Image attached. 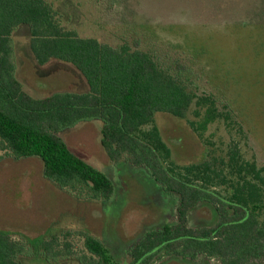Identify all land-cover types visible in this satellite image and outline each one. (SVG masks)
<instances>
[{
	"label": "rangeland",
	"instance_id": "rangeland-1",
	"mask_svg": "<svg viewBox=\"0 0 264 264\" xmlns=\"http://www.w3.org/2000/svg\"><path fill=\"white\" fill-rule=\"evenodd\" d=\"M47 1L65 28L112 46L126 43L145 51L192 92L214 98L226 117L210 123L201 136L189 125L198 120L194 103L184 117L154 114L153 125L175 164L208 161L218 168L234 144L241 160L264 166V0ZM11 40L15 76L32 97L88 91L85 78L71 64L35 61L28 25H19ZM100 127L101 120L93 119L59 135L76 155L112 179L111 199L77 200L43 176L40 158L13 159L0 150V229L14 233V239L22 233L55 236L59 242L69 231L66 239L76 253L85 251L82 233L87 231L109 249L112 264H129V249L146 231L176 221L178 195L164 191L141 167L111 163L99 141ZM216 218L210 204L198 203L188 213V225L206 226ZM21 258L24 264H79L73 258L54 263ZM152 264L217 262L202 255L184 259L172 254Z\"/></svg>",
	"mask_w": 264,
	"mask_h": 264
},
{
	"label": "trees",
	"instance_id": "trees-1",
	"mask_svg": "<svg viewBox=\"0 0 264 264\" xmlns=\"http://www.w3.org/2000/svg\"><path fill=\"white\" fill-rule=\"evenodd\" d=\"M26 24L35 61L71 64L86 80L84 93L55 92L32 97L15 76L11 35ZM195 104L198 136L226 116L210 94H196L151 55L129 44L112 46L65 28L47 0H0V150L13 159L38 157L42 174L77 200L108 201L112 179L76 155L59 135L80 122L99 119L100 144L109 161L143 168L164 191L178 195L176 221L146 231L129 249V264H152L177 254L199 255L217 264H264V166L243 161L233 144L228 159L215 168L208 161L177 165L153 125L156 112L184 117ZM147 128L146 126H149ZM221 165L228 175L221 171ZM221 168V169H220ZM223 170V169H222ZM208 203L217 218L206 226H189L188 213ZM0 229V264H24L21 256L44 262L68 258L79 264H112L104 243L83 232L81 253L50 235L30 237ZM18 234V233H17Z\"/></svg>",
	"mask_w": 264,
	"mask_h": 264
}]
</instances>
